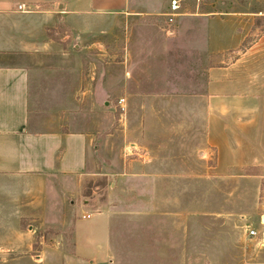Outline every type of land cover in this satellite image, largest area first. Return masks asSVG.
<instances>
[{
	"label": "rangeland",
	"instance_id": "rangeland-1",
	"mask_svg": "<svg viewBox=\"0 0 264 264\" xmlns=\"http://www.w3.org/2000/svg\"><path fill=\"white\" fill-rule=\"evenodd\" d=\"M172 1L158 7L167 11ZM204 1L207 8L264 11V0ZM179 3L182 13L196 8L193 0ZM160 12L96 15L86 32L66 20L55 28L68 47L56 71L59 100L47 105L63 127L90 135L88 166L74 179L13 188L12 204L0 198L9 204L0 211V264L264 259V172L241 162L245 157L229 163L207 143L200 94L211 59L198 43L204 25ZM254 18L260 29L251 40L264 35V16ZM252 228L259 237L248 235Z\"/></svg>",
	"mask_w": 264,
	"mask_h": 264
},
{
	"label": "crops",
	"instance_id": "crops-1",
	"mask_svg": "<svg viewBox=\"0 0 264 264\" xmlns=\"http://www.w3.org/2000/svg\"><path fill=\"white\" fill-rule=\"evenodd\" d=\"M193 1L195 10L180 12L179 16L192 15L204 25L202 33L198 29V36H204V40L198 43L211 59L204 65L206 81L200 94L205 105L208 146L219 157L229 158V163L245 157L241 162L260 167L261 174L264 172V35L257 40L250 37L260 29L254 17L264 16V11L207 8L204 0ZM161 2L0 0L2 201L13 203L17 197L13 188L28 190L37 180L74 179L87 170L90 135L86 131L69 130L61 125L60 117L55 118L53 104L59 100L61 85L56 71L60 68L61 54H66L68 47L59 32L54 33L55 28L59 30L61 22L66 20L79 22L86 32L91 30L96 15L144 19L160 12ZM19 5H24L23 9ZM169 10L160 14L166 15ZM47 101L53 104L47 105ZM8 205L0 204V211ZM92 217L90 214L85 219ZM100 217L102 221L105 219ZM259 223L264 225V215ZM100 229L99 232L106 230ZM256 231L258 234L251 237H259L260 231ZM260 240L264 243V237ZM257 263L264 264V259Z\"/></svg>",
	"mask_w": 264,
	"mask_h": 264
},
{
	"label": "built area",
	"instance_id": "built-area-1",
	"mask_svg": "<svg viewBox=\"0 0 264 264\" xmlns=\"http://www.w3.org/2000/svg\"><path fill=\"white\" fill-rule=\"evenodd\" d=\"M18 7H19V9H23L24 5H19ZM180 9H181V5L179 3V0H173L171 2V5H170V10L166 14L167 16H169L170 21H173L174 17L179 16V14H180L179 10ZM121 101L123 103L124 99H122ZM83 217L89 218L90 214H84ZM257 234H258V232L255 229H249V235L250 236H255Z\"/></svg>",
	"mask_w": 264,
	"mask_h": 264
}]
</instances>
